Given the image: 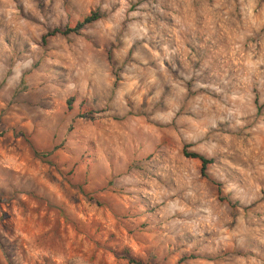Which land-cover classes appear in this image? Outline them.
Wrapping results in <instances>:
<instances>
[{
  "label": "rangeland",
  "instance_id": "obj_1",
  "mask_svg": "<svg viewBox=\"0 0 264 264\" xmlns=\"http://www.w3.org/2000/svg\"><path fill=\"white\" fill-rule=\"evenodd\" d=\"M125 257L264 264V0H0V264Z\"/></svg>",
  "mask_w": 264,
  "mask_h": 264
},
{
  "label": "trees",
  "instance_id": "obj_2",
  "mask_svg": "<svg viewBox=\"0 0 264 264\" xmlns=\"http://www.w3.org/2000/svg\"><path fill=\"white\" fill-rule=\"evenodd\" d=\"M99 18V14L96 12H90L87 15L83 16L81 20L76 21L72 26H65L63 28H53L49 32H47L45 35L42 36V39H44L46 36H52V35H68V34H78V32L86 25L94 22ZM183 156L195 159L199 162V172L201 175H203L204 168L210 164L212 161L209 158H205L204 156L195 153V152H187L183 149ZM125 260L127 264H141V262L134 260L131 257H125Z\"/></svg>",
  "mask_w": 264,
  "mask_h": 264
}]
</instances>
